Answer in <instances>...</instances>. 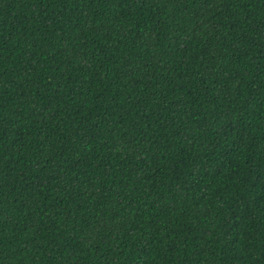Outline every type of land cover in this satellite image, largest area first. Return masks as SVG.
Returning <instances> with one entry per match:
<instances>
[{
	"label": "trees",
	"instance_id": "16d2710c",
	"mask_svg": "<svg viewBox=\"0 0 264 264\" xmlns=\"http://www.w3.org/2000/svg\"><path fill=\"white\" fill-rule=\"evenodd\" d=\"M0 264H264V0H0Z\"/></svg>",
	"mask_w": 264,
	"mask_h": 264
}]
</instances>
